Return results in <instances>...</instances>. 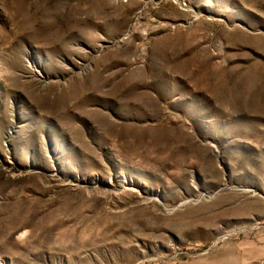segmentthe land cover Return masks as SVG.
Instances as JSON below:
<instances>
[{
    "label": "rangeland",
    "instance_id": "1",
    "mask_svg": "<svg viewBox=\"0 0 264 264\" xmlns=\"http://www.w3.org/2000/svg\"><path fill=\"white\" fill-rule=\"evenodd\" d=\"M0 264H264V0H0Z\"/></svg>",
    "mask_w": 264,
    "mask_h": 264
}]
</instances>
